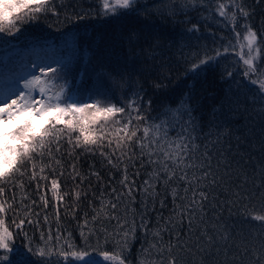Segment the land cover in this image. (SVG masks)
I'll list each match as a JSON object with an SVG mask.
<instances>
[{
	"label": "snow or ice",
	"instance_id": "1",
	"mask_svg": "<svg viewBox=\"0 0 264 264\" xmlns=\"http://www.w3.org/2000/svg\"><path fill=\"white\" fill-rule=\"evenodd\" d=\"M260 2L261 0H257V3ZM138 3L139 0H102V15L107 18L136 12ZM177 4L179 12L186 15L187 11L198 7L207 10L208 0H169L167 12L161 14L176 15L177 9L174 6ZM228 8L232 9L231 12ZM22 12L23 16L20 15ZM48 12L57 14L54 0H0V34L15 37L24 24L34 23L40 15ZM215 12L218 17L230 19L233 30L236 27L237 13L245 21L252 15L237 0L217 3ZM83 18L85 15H77V19ZM207 19L208 17H204L200 22H207ZM241 27L244 32L242 41L241 33L234 32L236 44L230 43L228 47L216 50L215 56L201 59L199 63L192 65L190 71L195 74L197 69L217 61L231 50L242 62L239 75L252 85L258 83V92L264 93V72H258V69L264 68V63H259L264 60V31L258 36L251 24L246 22ZM185 31L194 35L199 31V24H193ZM81 35L88 37L87 32ZM128 41L131 44L137 42L132 35ZM149 43L153 51L160 47L158 40ZM72 44L74 50L81 47L78 37L73 39ZM11 47V41L0 38V264H34L33 258L39 264H125L126 258L121 253L127 250L128 244L134 239L136 213L124 203V197L131 204L135 203L136 195L141 196L142 205L138 227L146 235L150 231L146 219L149 209L156 211L157 204L163 209L167 206V196L172 198V215L165 221L166 227L152 233L158 240L150 247L159 258L149 261V264H180L178 254L182 253H200L202 258L208 257L214 264H264V234L253 242L240 234L234 235L219 224L210 226L205 219V207L210 196L216 199L212 195L214 189L223 191L225 185H235V188L244 191L249 177L238 161L233 166L226 155L229 149L218 147L221 143L219 139L213 143L212 149L205 144L201 150V146L196 144L198 137L193 135L196 132V121L185 102L181 101L175 108L166 109L164 118L159 123H148L147 116L140 107V102L143 101L140 93L130 97L129 103L124 106L105 102L116 84L123 87L127 83L124 79L130 71L127 58L120 61L101 55L98 70H93L91 84L85 87L84 71L79 73V82L70 79L76 57L58 58L43 63L33 61L28 65L32 71H13L10 68ZM84 47L89 45L85 44ZM237 48L240 50L236 51ZM99 54L97 46L93 52L85 55L84 64L88 65L89 58ZM159 67L161 71L165 70L163 64ZM227 75L231 77L232 73L228 72ZM253 76L257 78L253 79ZM161 86L160 83L155 85L157 88ZM102 97L105 99H101ZM148 104L150 106L151 101ZM126 109L130 111L126 112ZM258 111L264 115V109ZM184 117L187 119H183ZM140 121L145 123L141 125ZM177 126L180 132L175 138H170V128ZM73 133L76 135L73 136ZM61 140H66L73 148H83L85 151L102 150L106 147L108 153L101 151V155L106 156L113 167L116 166L114 160L127 159L131 162L135 149L139 152L141 167L152 168L148 179L140 187L136 186L134 179L129 180L125 175L121 181L123 191L117 194L116 189H112V200L108 204L101 202V208L92 217V221H84L85 227L89 223L98 222L102 225L105 220L116 221L117 229L106 234L105 243L109 235L119 237L116 244L120 253L110 255L108 251H99L98 244L95 246L97 250L93 252V246L87 243V237L95 235L97 231L93 228L88 233L81 232L85 239L82 247L70 243L71 233L65 237L59 227L55 233L50 225L46 229L41 228V214L34 208L37 201L25 203L27 197L23 196L17 200L15 193L11 191L17 186L24 188L21 178L26 174L30 180H47L43 175L47 167L43 163L44 158L47 156L59 163L52 153L53 150L60 151ZM238 149L239 144L237 152ZM38 165L40 166L37 167ZM73 173H76L75 166ZM94 175L99 178V173ZM72 178L75 179L76 176L73 175ZM256 180L260 183H256ZM252 185L261 189V195L264 196V167L254 173ZM60 187L57 180H52L51 197L48 196L47 186L39 197L44 209L50 200L54 202V218L58 225L64 197L73 195L79 200L81 195H87L83 191L61 195ZM169 187L170 192L166 191L164 199H161L157 188L167 190ZM6 188L9 196L5 195ZM40 188L37 183V189ZM235 188L231 195L240 199L255 195L249 193L241 196V192L235 191ZM121 206L124 207L123 214L119 211ZM128 212H133L134 219L131 222L121 218L122 215L126 217ZM9 215L11 226L7 222ZM250 219L261 222V227L264 228V215H250ZM43 221L48 224L47 215L43 216ZM26 225L34 226L39 231V242L29 237ZM185 226L186 230L182 231ZM161 231L168 234L167 242L161 236ZM17 237H23V245H15ZM174 249L177 254H173Z\"/></svg>",
	"mask_w": 264,
	"mask_h": 264
},
{
	"label": "trees",
	"instance_id": "2",
	"mask_svg": "<svg viewBox=\"0 0 264 264\" xmlns=\"http://www.w3.org/2000/svg\"><path fill=\"white\" fill-rule=\"evenodd\" d=\"M217 3H228V0H215V2L208 0L207 10L198 7L196 10L187 11L186 15L179 12V4H177L174 6L177 14L170 16L161 14L167 12L170 6L169 0H164L163 3L161 0H139L136 6L138 11L105 18L102 15V0H54L56 15L52 12L42 14L36 22L24 24L21 32L15 37L0 34V38L12 42L10 68L13 71H32L24 57V49H33L36 52V63L76 57L70 79L79 82V73L84 71L85 87L91 84L90 77L94 69L98 70L101 55L120 61L127 58L130 70L124 77L127 83L123 87L116 84L112 94L106 99L103 97L101 99H105L106 103L124 106L129 103L130 97L140 93L143 97L140 107L147 116L148 123H159L160 119L164 118L166 109L175 108L181 101L185 102L195 118L196 132L193 135L198 137L196 144L201 146V150L205 144L212 149L213 143L219 139L221 143L218 147L229 149L226 155L233 166L235 167L238 161L249 177V183L244 185V191L235 188V185L232 187L225 185L223 191L219 188L214 189L212 195L216 196V199L210 196L205 207L207 213L205 219L210 226L219 224L234 235L240 234L256 242L264 234L261 222L250 219V215H264L262 190L252 185L254 173H257L260 167H264V115L258 111L264 109V93L258 92V83L252 85L239 75L242 71V62L231 50L227 55L220 56L217 61L197 69L195 74L190 69L201 59L215 56L216 50H222L230 43L236 44L234 32L241 33L242 41L244 32L241 26L246 22L257 30L259 36L264 31V0L260 3H257V0H237V3L252 15L248 21H245L237 13L234 30L230 19L225 20L216 14ZM227 10L231 12L232 9ZM78 14L85 15V18L77 19ZM20 15L23 16V12ZM204 17H208L207 22H200ZM193 24H199V31L194 35L186 33L185 30L191 28ZM85 32L88 33V37L81 35ZM66 33L68 35H65ZM130 35L136 38L135 44L129 43ZM76 37L79 38L81 45L78 50H74L72 44ZM156 40L159 41L160 47L153 51L149 42ZM85 44L89 47H84ZM97 46L100 54L92 55L89 64L85 65V55L93 52ZM259 63H264V60ZM161 64L164 65V71L160 70ZM133 68L136 70L131 71ZM228 72L232 73L231 77L227 75ZM258 72H264V68L258 69ZM158 83L162 85L159 88L155 87ZM149 101H151L150 106ZM127 111L130 109H126ZM139 123L143 125L145 121ZM179 132V126L170 128V138H175ZM75 135L76 133H73V136ZM59 147V152L53 150L52 153L55 161L59 163L50 160L47 156L44 158L43 163L47 167L43 175L47 180H30L29 175L26 174L21 178L24 181V188L20 189L17 186L11 191L15 193L17 200L23 196L27 197L25 203L31 200L37 201L34 208L41 214L39 217L41 228L46 229L50 225L55 233L59 227L65 237L71 233L70 243L78 247L85 244L81 232L88 233L89 229L93 228L97 230L95 235L87 237V243L93 246V252L97 250L95 246L98 244L99 251H108L110 255L120 253L116 244L119 237L113 238L109 235L105 243L106 234L117 229L116 221L105 220L102 225L98 222L89 223L86 227L84 221L85 219L92 221V217L101 208V202L108 204L112 200V189H116L117 194L123 191L121 181L125 175L129 180L134 179L136 186L140 187L143 181L148 179L152 168L141 167L139 152L135 149L131 162L127 159L114 160L116 166L113 167L108 163L106 156L101 155V151L108 153L106 147L102 150L85 151L83 148H73L66 140H61ZM73 166L79 175L73 173ZM95 173H99V178L94 175ZM73 175L76 176L75 179L72 178ZM52 180H57L61 185L59 190L61 195L66 192L71 194L74 191L87 193L81 195L79 200L73 195L64 197V203L60 207L59 225L54 218V202L50 200L47 208L44 209L39 199L45 186L48 189V196L51 197ZM37 183L41 186L39 190ZM256 183L260 181L256 180ZM233 188L241 192V196L249 193L255 195L240 199L231 195ZM170 190V187L167 190L157 188L161 193V199H164L165 192ZM5 195H10L7 188ZM140 200L141 196L136 195L135 203L128 204L127 197H124V203L136 213L134 239L128 244L127 250L121 253L126 258L125 264H149V261L159 258L155 250L150 247L158 240L152 233L166 227L165 221L172 215V198L168 195L165 208L161 209L157 204L156 211L149 209L147 212L146 219L150 231L146 235L138 227L142 214ZM119 211L123 214L124 207L121 206ZM133 212H128L126 217L122 215L121 218L131 222L134 219ZM44 215L49 218L47 225L43 221ZM7 222L11 226L10 215ZM185 230L186 226L182 231ZM26 231L30 238L39 242L40 233L34 226L26 225ZM161 236L165 242L168 241L167 233L161 231ZM23 244V237H17L15 245ZM173 254H177L175 249ZM178 258L180 264H214L210 258H202L200 253L195 255L182 253L178 254ZM33 259L34 264H39L35 258Z\"/></svg>",
	"mask_w": 264,
	"mask_h": 264
},
{
	"label": "rangeland",
	"instance_id": "3",
	"mask_svg": "<svg viewBox=\"0 0 264 264\" xmlns=\"http://www.w3.org/2000/svg\"><path fill=\"white\" fill-rule=\"evenodd\" d=\"M23 54H24V57H25L28 65H30L33 61H35L36 52L33 49H30V50L24 49ZM41 63H43V62H41Z\"/></svg>",
	"mask_w": 264,
	"mask_h": 264
}]
</instances>
